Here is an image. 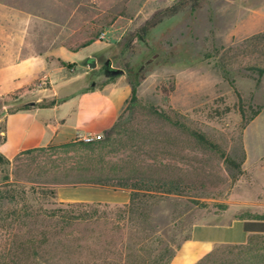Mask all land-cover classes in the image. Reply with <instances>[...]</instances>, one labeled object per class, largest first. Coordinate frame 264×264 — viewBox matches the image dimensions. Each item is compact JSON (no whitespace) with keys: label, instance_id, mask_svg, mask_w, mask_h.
<instances>
[{"label":"rangeland","instance_id":"1","mask_svg":"<svg viewBox=\"0 0 264 264\" xmlns=\"http://www.w3.org/2000/svg\"><path fill=\"white\" fill-rule=\"evenodd\" d=\"M175 2L0 0V153L8 116L31 101L45 107L71 91L138 84L137 98L129 94L101 139L49 144L0 164V185L9 175L30 192L28 215L20 211L24 216L12 226L0 222V249L26 245L22 264H100L116 257L118 242L133 232L105 221L52 217L53 209L73 203L58 199L60 187L119 188L122 178L144 171L179 179L190 198L171 197L156 207L152 221L164 241L153 243L157 251L182 245L196 224L264 214V159L249 171L242 165L236 181L226 161L245 160L243 125L264 100L258 94L264 75L255 70L264 67V30L251 33L264 0L188 4L140 40L138 29ZM86 46L84 57L72 61L69 50ZM42 60L59 81L40 73ZM66 80L74 82L63 88ZM18 83L25 84L17 88ZM253 236L249 248L217 245L204 264H264V234Z\"/></svg>","mask_w":264,"mask_h":264},{"label":"crops","instance_id":"2","mask_svg":"<svg viewBox=\"0 0 264 264\" xmlns=\"http://www.w3.org/2000/svg\"><path fill=\"white\" fill-rule=\"evenodd\" d=\"M256 12L259 23L251 33L264 30V3L256 9ZM89 46L77 51L69 50L73 54L72 61L76 56L82 59L85 55L84 50ZM40 66V73L44 70L52 80L59 81L53 78L54 69L51 70L45 60L41 61ZM64 82L63 88H68V84L74 81ZM24 84L18 83L16 87L20 88ZM58 88H61L60 85ZM260 92L258 94L261 97L264 91ZM54 94L59 96L56 86H54ZM129 94L131 95L130 84L121 88L105 86L71 91L66 95H60L63 99L54 102L51 106L41 107L36 105L35 101H31L29 103L31 108L19 110L8 116L6 142L2 152L7 158L12 159L23 151L54 143L76 141L84 135L104 134L116 124ZM259 104L260 111L243 130L245 152L243 169L248 171L259 167L264 159V100L259 101ZM57 196L62 202H102L123 205L130 202L131 192L124 188L84 184L60 187ZM245 224V219L238 218L226 224L194 225L191 237L182 244L171 264H196L219 244H246L250 235L258 231L247 230ZM235 226H239L237 232L232 231Z\"/></svg>","mask_w":264,"mask_h":264},{"label":"trees","instance_id":"3","mask_svg":"<svg viewBox=\"0 0 264 264\" xmlns=\"http://www.w3.org/2000/svg\"><path fill=\"white\" fill-rule=\"evenodd\" d=\"M201 0H176L170 7L163 12L154 14L148 19L138 31V37L142 41H146L149 31L162 22L166 15H175L180 12L188 4L196 7ZM64 66L71 67L70 64L64 63ZM260 76L264 75V67L255 68ZM131 86V96L133 99L137 98L138 84L129 83ZM50 103L47 106H51ZM31 108V104H27L11 114ZM260 111V107L254 110L253 115L246 119L243 128L253 119ZM242 115L244 116V108L241 107ZM6 131V130H5ZM108 132V131H107ZM193 135L198 137L206 144H211L205 135L193 132ZM38 149V148H37ZM36 149L28 150L33 151ZM226 161L232 168V178L236 181L240 175L243 174L242 165L244 159L236 161L233 158L226 157ZM10 159L4 154L0 153V164L9 165ZM10 177L7 175L0 185V222H8L11 226L21 219L25 213L28 215V206L26 204L29 197V191L26 187L20 186L16 182L9 181ZM80 182H94L81 179ZM105 186V185H103ZM115 187L128 189L131 192L130 202L127 204H111L102 202H73L62 204V207H57L51 211V216L60 221L70 223L73 221H105L111 223L114 229L124 230L131 229L133 232L129 234L128 239H121L118 244H121L120 250L117 251L116 257H105L100 264H171L173 258L180 250L182 245H177L174 249H170L169 245L160 250L153 248V243L158 241L164 243L160 236H156L155 225L153 224V217L156 213V207L161 201L171 197H186L187 194L185 186H182L179 179H174L167 176H159L148 173L147 171L140 172L134 176H128L121 179L119 185ZM34 193V192H33ZM6 206V210L4 209ZM18 206H21L19 209ZM22 211V212H20ZM8 212V213H7ZM177 219L176 217H173ZM239 219L246 220V228L249 231H258L264 234V214L257 215V217H242ZM9 220V221H8ZM260 223V228L256 224ZM2 225H0V228ZM194 227V226H193ZM254 234V233H253ZM253 234L250 235L246 244H223L235 248H249L254 240ZM189 239V238H187ZM112 246H117V243H110ZM26 245L14 243L9 246H4L0 249V264H22L21 254L24 252ZM125 249L130 250L125 253ZM207 254L196 264H204ZM115 255V254H114ZM166 258V260H165ZM164 261V262H163Z\"/></svg>","mask_w":264,"mask_h":264},{"label":"built area","instance_id":"4","mask_svg":"<svg viewBox=\"0 0 264 264\" xmlns=\"http://www.w3.org/2000/svg\"><path fill=\"white\" fill-rule=\"evenodd\" d=\"M103 137V134H90V135H84L82 137H80V140H83L85 142H91V141H95V140H99Z\"/></svg>","mask_w":264,"mask_h":264},{"label":"water","instance_id":"5","mask_svg":"<svg viewBox=\"0 0 264 264\" xmlns=\"http://www.w3.org/2000/svg\"><path fill=\"white\" fill-rule=\"evenodd\" d=\"M91 66L94 67V66H95V62H92V63H91ZM112 72L115 73V74L123 73L122 70H116V71H112Z\"/></svg>","mask_w":264,"mask_h":264}]
</instances>
